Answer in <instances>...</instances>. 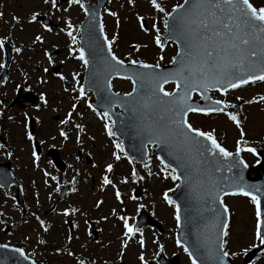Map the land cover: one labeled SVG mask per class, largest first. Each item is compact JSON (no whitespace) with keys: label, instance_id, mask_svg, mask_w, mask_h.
Segmentation results:
<instances>
[{"label":"rangeland","instance_id":"rangeland-1","mask_svg":"<svg viewBox=\"0 0 264 264\" xmlns=\"http://www.w3.org/2000/svg\"><path fill=\"white\" fill-rule=\"evenodd\" d=\"M182 1L160 0L169 11L173 5ZM254 2L262 3L264 0H254ZM58 8L60 11L52 9L51 5H45L43 0H0V39L8 41L13 51L16 47L22 49L20 53L14 51L8 79L0 94V145H3L0 147V162L11 161L12 169L23 185L26 201L24 212L15 198L16 188L13 187L7 192L0 186V221L4 222L0 223V243L22 246L29 255L44 264H76L78 258L83 259L85 264H120L121 262L141 264V254L148 264H158L159 255L165 254L171 257L176 253L180 255V264H191L189 255L176 243L178 228L173 216V206L168 205L162 198V192L168 188L175 189L178 181L164 180L157 175L161 165L157 155L152 151L149 155L152 176H148L143 165L135 161L130 165L129 158L124 153L121 154L120 161L113 160L111 152L114 149L111 141L120 142V140L116 134L114 137H108L103 128L104 120L87 107L89 101L93 99L92 92H87L79 101L73 99L77 93L72 91L74 83L71 79L72 74L79 73L77 80L79 85H82L85 67L82 62L68 54L69 46L79 47V43L72 45L66 35L67 28L64 21L69 19L74 29H77L73 34L79 42L78 26L84 19L85 13L77 5L69 6L66 0L58 5ZM65 8H68L67 12L63 11ZM105 9L117 12V17L109 16ZM32 12L48 15L55 25L30 23ZM103 15L109 38L113 33L119 34L118 42L113 45V49L121 59H140L155 63L157 57L163 55L164 59L159 62L164 65L176 54L174 43L168 42L164 51L160 52L152 42L153 18L158 22L162 38L165 32L163 23L160 22L162 14H156L150 8L148 0H136L134 5H129L127 0H110L104 7ZM137 15L145 17V22L149 26L148 33L139 29ZM14 16L17 20H13ZM117 19L120 21L119 27L116 26ZM47 28H51V31H47ZM36 35L42 36L43 42H35ZM134 45L140 46L138 51L133 49ZM144 45L148 47L145 48ZM58 48L62 50L58 55L53 56V62L49 63L44 51H48L51 55ZM4 62V50L0 49V63L4 64ZM57 66L59 71L54 73L53 68ZM44 69L48 71L45 72ZM2 71L3 68H0V73ZM59 75H63L65 80H60ZM19 86L39 96L44 93L47 104L40 100L36 106L29 109H22L16 105L8 107ZM64 88H68L69 91L65 92ZM170 88L171 86L169 90ZM113 89L129 92L132 83L116 78L113 81ZM236 95H241L244 100L264 95V82L230 92L227 97L237 105L235 113L241 120L242 130L246 133L244 138L248 141L247 146L259 147L264 154V102L257 100L255 103L245 104L233 100ZM214 98L222 97L216 93ZM1 99L5 100L4 104L1 103ZM73 103L77 104L76 109L71 108ZM70 111L71 122L61 125L60 121L65 119ZM96 111L100 112L97 109ZM28 114L33 115L36 120L34 133L29 130ZM192 120L202 125L204 130L214 128L220 143L228 150L235 151L236 141L240 139V129H237L226 116L215 114L208 117H192ZM109 123L113 128L111 121ZM76 124L85 126L84 132L80 134V142H77ZM62 128L68 134L67 140L59 135ZM28 133L33 136L32 141L27 139ZM34 140H38L43 148L42 154L38 155L39 161L35 163L31 155L35 149ZM50 147L60 152L67 163L66 170L59 171L46 155V150ZM243 155L249 165L256 164L258 157L247 152ZM106 163H113L112 173L104 172ZM133 167L138 175L144 176V179L122 184L120 181L130 174ZM44 172H48L49 176H45ZM105 174L109 175L121 192L122 203L117 201L115 189L112 187H104L102 190V177ZM52 176L57 179L52 180ZM67 181L72 183L71 191L65 200L60 202L59 189ZM73 188L76 190L73 191ZM138 188L141 190V195L136 197L134 193ZM131 196H135L136 199H130ZM98 201L101 203L97 204ZM224 201L231 212V241L226 250L230 253H238L237 256L230 255V257L236 264H243L242 259L245 254L243 249L251 242V230L254 224L252 205L250 199L242 196H228ZM70 203L73 205L72 208ZM52 205H55V209L49 212ZM139 205L143 207L140 208ZM65 209H76V211L65 216L63 215ZM141 209H145L162 223L163 232H159L155 227L143 226L138 228L140 232L128 241L126 247H123L121 242L125 239L124 228L119 217H128L129 223L135 227L134 221ZM40 220L45 222L47 231L41 228ZM68 220L76 225L72 230L69 228ZM88 220L94 222L93 226ZM94 229L99 231L96 241L93 240L92 235ZM141 233L145 242L143 248L139 244ZM69 236L71 240L68 239ZM41 238L46 241L45 244L37 242ZM160 246H163L162 250ZM57 249L60 251L57 252ZM68 252H72L73 255L69 256ZM250 264H264V250L260 251Z\"/></svg>","mask_w":264,"mask_h":264},{"label":"snow or ice","instance_id":"snow-or-ice-1","mask_svg":"<svg viewBox=\"0 0 264 264\" xmlns=\"http://www.w3.org/2000/svg\"><path fill=\"white\" fill-rule=\"evenodd\" d=\"M66 2L69 6L77 5L88 15V9L83 0H66ZM135 2L136 0H127L129 5H134ZM43 3L50 4L52 9L60 11L58 0H43ZM148 4L156 14H162L160 22L163 23L167 40L177 45L176 54L169 61L173 66L170 70L163 69L159 62L164 59L163 55L158 56L155 63L140 59H121L113 49V45L118 42L119 34L113 33L109 38L102 18L98 21L99 36L95 34L96 25L90 24L85 33L81 35L80 42L73 34L77 29H74L69 19H65L66 35L70 38L72 45L80 43L79 47L69 46L68 54L83 63L89 74L90 87L95 88L98 95L108 93L106 96L101 95V99L107 106L103 112H97L91 103L87 104L89 109L104 120L103 128L107 136L110 138L115 136L109 121L111 120L110 111L114 106L113 101H117L122 108L136 115L138 135L149 144L166 145L169 149V156L172 157L170 162L166 163L165 159L157 157L161 165L157 175L164 180L180 181L181 183L176 186L186 187L190 198L199 210L209 213L207 217H204L206 235L194 245L196 251L184 248V251L189 254L191 264H197V259L193 258L197 255L206 256L211 264H228L226 258L230 255L237 256L238 253H230L226 250L231 241V226L230 209L223 197L242 196L250 199L254 224L251 230V242L243 251L246 253L250 248L264 250V192H261L255 185L247 184L243 176V171L249 167V164L243 158L242 153L247 152L254 157H257L258 153L255 147L247 146L248 141L244 138L246 133L241 128V120L234 111H228L235 109L237 105L227 99L230 92L264 82V2L183 0V3L173 5L170 11L166 10L160 0H148ZM63 11L67 12L68 8ZM105 11L111 17L118 15L117 12L109 9ZM38 15L39 13L32 12L29 22H35ZM92 16L93 19L96 18L95 12ZM13 20H17V17L14 16ZM136 21L142 32H149L144 16L137 15ZM119 25L120 21L117 19L116 26L119 27ZM151 30L154 32L152 42L160 52H163L167 41L162 38L161 29L155 18L151 23ZM47 31L50 32L51 28H47ZM101 40L102 43H100ZM35 42H43L42 36L36 35ZM85 45L88 48L87 53ZM5 46V39H0V49H4ZM144 47L148 46L144 45ZM139 48V45L133 46L136 51ZM14 51L20 53L22 49L16 47ZM44 56L49 63L53 62L48 51H44ZM126 64L135 66L131 73H128ZM3 67L5 65L0 63V68ZM44 71L47 72L48 69ZM78 75L79 73H73L71 78L74 82L72 91L77 93L73 97L76 101L83 99L86 95L84 86L79 85ZM113 76L131 81L132 90L123 94L113 92ZM59 79L65 80V77L59 75ZM169 86H171L170 90ZM64 91L68 92L69 89L64 88ZM213 92L218 93L222 98L213 99L210 95ZM193 94L208 103L202 106L193 99ZM232 99L252 104L257 100L264 102V95L251 100H244L241 95H236ZM40 100L45 105L47 104L44 93L40 94ZM76 107V103L71 105L72 109ZM215 114H223L237 129H240V139L236 141L234 152L220 143L214 128L204 130L202 125L192 120V117H208ZM71 117L72 112L70 111L65 119L60 121V124L70 123ZM75 128L78 130L77 142H80V134L84 132L85 126L76 124ZM59 135L64 140L68 139V134L63 128ZM27 139L33 140L31 133L27 134ZM111 143L114 149L111 152V158L120 161L124 147L117 140H112ZM31 155L34 163L39 161L40 157L35 149ZM150 159L149 157V163L143 164L148 176L153 175ZM128 163L131 165L133 161L128 159ZM256 163L259 165L264 161L257 158ZM113 171V163H106L104 172L112 173ZM225 172L232 173V175L225 176ZM44 175L49 176V173L44 172ZM51 179L56 180L57 178L52 176ZM143 179L144 176L138 175L133 167L130 174L120 182L128 184ZM108 186L115 189V197L122 203L121 192L109 175L105 174L102 177V190ZM75 190L73 188V191ZM172 191L171 188L164 190L162 198L168 205L173 206L176 227L180 228L182 223L189 222L191 218L184 215L181 205L169 196ZM129 198L136 199L135 196ZM217 202L222 212L214 206ZM99 203L101 202L98 201L97 204ZM139 207L142 208L143 205ZM75 211L76 209H65L63 215L68 216ZM119 219L123 222L125 237L121 244L126 247L128 241L140 230L129 223L128 217L121 216ZM0 223L4 222L0 221ZM39 223L44 231L48 230L43 220ZM85 223L87 224V221ZM72 226L76 227L75 224ZM68 239L71 240V236ZM37 242L46 243L42 238ZM144 243L141 233L139 237L141 248L144 247ZM176 243L181 245L179 239ZM8 247L9 245L0 244V248ZM160 247L162 250L163 246ZM201 249L203 251H200ZM13 251L19 253L24 260H29L23 248H14ZM59 251L60 249H57V252ZM67 254L73 255L72 252ZM140 261L141 264H148L143 254L140 256ZM31 264H36V262L32 261ZM77 264H85V261L80 259Z\"/></svg>","mask_w":264,"mask_h":264},{"label":"water","instance_id":"water-1","mask_svg":"<svg viewBox=\"0 0 264 264\" xmlns=\"http://www.w3.org/2000/svg\"><path fill=\"white\" fill-rule=\"evenodd\" d=\"M59 3L62 0H58ZM108 0H98V2L93 3L88 0H84L85 7L88 9V15H86V18L80 25V31L81 35L85 33L86 29H88L90 24L96 25V35L99 36V29H98V21L102 18V8L106 4ZM95 12V19H93L92 13ZM41 20L44 24H51L50 19H48L46 16H41L37 18ZM103 19V18H102ZM165 40H167V34L165 37ZM81 41V39H80ZM102 43V40L100 41ZM6 50H7V61L5 70L0 76V87L5 82L8 68L10 66V62L12 59V51L8 44H6ZM86 53L88 51L87 45H85ZM60 52V49L57 50L53 55H56ZM135 66L127 65L126 68L128 70V73H131L134 70ZM165 70H170L173 66L172 64H168L165 66H162ZM57 69H55L56 71ZM115 76H113L114 78ZM84 88L85 92L88 90H92L95 95V99L92 101V105L97 107L98 109L104 111L106 110V105L104 101L101 99V95H108V93H102L101 95L97 94V91L95 88L90 87L89 84V74L88 72H85V78H84ZM113 92H115L112 89ZM123 94L122 92H118ZM211 95V93H210ZM194 96V94H193ZM124 99H127L124 97ZM38 102V96L32 92H23V88L19 87L17 90V95L15 99L12 101L11 105L18 104L20 107H30L35 105ZM198 103H200L202 106L207 104V101L198 100ZM113 107L111 108L110 115L111 119L114 122V126L116 129L117 134L121 137L123 147L125 151L129 154V156L132 159H136L139 163H145L148 156V144L146 140H144L140 135L137 134V117L134 113H132L129 110H125L119 105V102L113 101ZM116 106L120 108V111H116ZM31 121V130H35V120L33 116L29 117ZM38 152L41 151L40 145L38 142L35 143ZM152 149L159 155L161 159H165V162H170L172 160V157L169 156V149L166 145H153ZM147 153V155H145ZM257 153L260 156L261 160L264 161L262 151L261 149H257ZM48 155L51 156L52 160L56 164V166L59 169H64L66 167V164L63 162V160L60 157V154L55 149H49ZM173 166H175L173 164ZM254 172V176H251V173ZM225 176H231L232 173L225 172ZM244 181L249 185H255L257 188L261 190V192H264V163L257 164L255 167H248L247 169H244L243 171ZM0 183L2 186L9 190L13 185L18 186V199L20 200L21 204L25 206L24 200H23V189L20 183L17 181L12 169H11V162H5L0 163ZM181 183V182H180ZM70 183L65 184L61 191H60V197L59 199L62 200L66 197L68 191H69ZM137 195H140V191L137 192ZM170 197L177 203L181 205L182 213L186 216H189L191 219L187 223H182L181 227L178 230L177 233V239L181 241V245L184 247L189 248L190 251H196L194 248V245L197 244V242L202 238V236L206 235V229H205V221L204 217H207L209 213L201 212L197 205H195L194 201L190 198L188 189L184 186L178 187L171 195ZM215 207L218 208L219 211L222 212V209H219V204L217 202ZM185 209L187 211L185 212ZM230 217V215H229ZM149 225H156L161 230V224L157 221H155L151 216L148 215V213L145 210H142L136 225L142 226L144 224ZM71 224V223H70ZM95 238L97 237V231H94ZM14 248H20L16 246L9 245L8 248H0V264H31L32 261H35L36 264H42L35 259L29 257V260H24L23 257L19 255V253H16L13 251ZM25 251V250H24ZM200 251H203L202 249ZM258 250L253 249L250 252H248L244 258V263L250 262L254 256L257 254ZM26 253V252H25ZM193 258L197 259V264H211V261L208 260L206 256L197 255ZM226 260L228 261V264H234V262L230 259V257H227ZM160 264H180V257L179 255H174L171 259L167 258L164 255H161L159 258Z\"/></svg>","mask_w":264,"mask_h":264}]
</instances>
